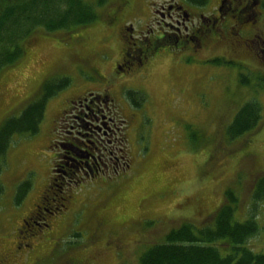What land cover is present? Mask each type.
<instances>
[{
  "label": "rangeland",
  "instance_id": "374dc122",
  "mask_svg": "<svg viewBox=\"0 0 264 264\" xmlns=\"http://www.w3.org/2000/svg\"><path fill=\"white\" fill-rule=\"evenodd\" d=\"M162 2L165 0L111 1L95 8L99 18L91 24L50 34L40 27L34 29L21 41L22 56L0 70V124L5 121L4 127L16 125L17 131L28 129L24 107L38 97L46 79L68 76L72 85L80 69L78 59H89L99 76L111 75L114 58L109 59V52L117 56L125 40L114 23L115 13L123 8L118 16L128 21L127 26L133 23V27H141L149 21L147 29L154 32L157 28L161 35L162 30L155 24L161 9L147 5L158 7ZM109 11L112 15L107 17ZM210 43L192 51L195 62L189 65L184 54L189 51H159L161 56L130 72L143 81L135 82L136 106L143 95L142 88L149 95L144 94L146 103L136 111L139 124L128 132V144L133 137L140 138L150 154L138 167L133 162L130 170L120 171L116 182L108 178L95 181L98 187H122L105 199L107 208L94 209L105 214L108 226L95 227V216L88 214L93 202H98L97 195H88L90 189L71 188V208L56 221L43 211V207L52 211L54 205H59L62 194L58 191H66L50 182L52 156L47 145L53 116L67 91L61 89L46 102L36 133L13 136L0 165V264H138L139 256L149 246L164 241L165 235L183 222L203 226L213 221L220 205L228 201V192L235 198L232 204L236 220L243 221L251 213L260 226L264 224V66L240 45L218 40ZM102 52L105 57L100 60ZM218 59L222 64L210 63ZM246 78L248 86L241 82ZM97 84L103 85V79ZM249 100L260 102L261 124L229 141L225 128L236 110ZM147 123L153 124L149 135L143 126ZM191 131L199 133L194 146L185 138ZM120 156L118 152L119 159ZM23 182L30 185L25 192L19 189L24 193L17 201V189ZM52 191L56 194L52 195ZM40 196L50 198L41 204ZM36 204L40 206L39 216H26ZM247 245L256 253L264 252V230L253 235Z\"/></svg>",
  "mask_w": 264,
  "mask_h": 264
},
{
  "label": "flooded vegetation",
  "instance_id": "af4514ba",
  "mask_svg": "<svg viewBox=\"0 0 264 264\" xmlns=\"http://www.w3.org/2000/svg\"><path fill=\"white\" fill-rule=\"evenodd\" d=\"M111 1L118 0H107L101 7ZM155 5L147 6L154 10L161 9L159 19L155 21L162 30L161 35L157 28H154V32L150 27L147 29L149 21H144L141 27L136 25L135 28L133 23L127 26L128 21L125 22L118 16L123 8L115 13L114 23L119 31L124 33L125 40L123 39V49L117 56H112L109 52V59L114 58L109 72L111 75L99 76V70L89 59L83 58L76 61L80 69L75 75L77 80L72 85L68 76L61 77L69 80L62 89L68 93L63 96V103L53 116L47 149L52 156L53 177L50 182L61 189L65 188L66 191H58L62 194L58 197L60 202L59 205H54L52 211L43 207L45 215L53 218L51 221H56L57 216H65L71 208V188H85L91 190V193L87 192L88 195H97L98 198V202H93L95 204L88 209V214L95 216V227H104L108 223L105 214L94 209L107 208L105 199L122 187L120 184L106 187L107 183L105 187H98L95 181L108 178L116 182L120 171L127 172L132 168L133 162H136L138 167L141 161L149 158L150 149L146 148L142 139L133 137L129 145L127 138L128 132L133 130V125L139 124L136 111L146 103L144 94L149 95L148 91L142 88L144 96L142 95L139 105L136 106L133 93L138 95V91L135 82L142 84L143 81L133 77L130 72L137 66H144L156 56H161L159 51L170 54L176 50L191 52L184 53L187 56L185 61L189 62V65L195 62L192 51L202 50L206 44L216 40L242 46L264 66V0H165L164 4L162 2L158 7ZM112 12L109 11L107 17L111 16ZM170 42L171 45L168 44ZM104 57L105 52H102L99 58L102 60ZM174 63L178 67L176 60ZM227 63L228 66L232 65L229 61ZM179 73L180 69L176 71V75L179 76ZM139 75L143 76V72ZM97 79H103L104 84H97ZM86 83L93 85L87 86ZM179 87L177 86L178 89ZM152 125H143L147 135L151 133ZM137 130L140 131V125ZM118 152L121 154L120 159ZM138 172L140 170L134 171V174ZM58 179L59 185L56 183ZM55 191H52V195L56 194ZM49 198L40 196L38 201L44 204ZM39 208L36 204L34 212L26 216L38 217ZM47 222L44 224L45 228L50 226ZM26 226L27 221L24 220L22 228L25 229ZM18 234H22L21 229Z\"/></svg>",
  "mask_w": 264,
  "mask_h": 264
},
{
  "label": "trees",
  "instance_id": "16d2710c",
  "mask_svg": "<svg viewBox=\"0 0 264 264\" xmlns=\"http://www.w3.org/2000/svg\"><path fill=\"white\" fill-rule=\"evenodd\" d=\"M104 1L106 0H97L96 4H91L84 0H0V70L15 64L22 56L21 41L34 29L40 27L50 34L91 24L98 19L95 8L102 6ZM210 63L220 65L222 61L218 59ZM241 82L243 85L247 83L245 79ZM67 83L68 79L44 80L38 97L32 99L23 110L28 129L17 131L16 125L13 128L9 123L4 127L2 124L5 121L0 124V165L2 155L13 136L16 133L27 136L36 133L46 102ZM262 117L260 102L247 101L236 110L226 126V137L231 141L258 129ZM197 135L199 133L191 131L185 138L194 146L198 141ZM29 185L30 182L19 185L16 200ZM1 192L0 186V194ZM226 198L228 201L220 205L213 221L203 226L183 222L179 227L171 229L164 241L149 246L139 256L138 264H264V252L256 253L247 245L253 235L260 229L264 230V224L260 226L251 213L243 221L236 220L232 204L235 198L230 192ZM225 245L227 248H224Z\"/></svg>",
  "mask_w": 264,
  "mask_h": 264
}]
</instances>
